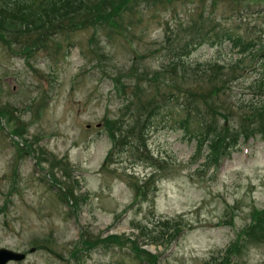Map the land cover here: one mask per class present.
<instances>
[{
	"label": "rangeland",
	"instance_id": "1",
	"mask_svg": "<svg viewBox=\"0 0 264 264\" xmlns=\"http://www.w3.org/2000/svg\"><path fill=\"white\" fill-rule=\"evenodd\" d=\"M75 8L29 33L0 27V248L27 254L9 264H264L262 51L186 46L194 20L264 42V0ZM161 103L253 135L215 166L181 130L142 127Z\"/></svg>",
	"mask_w": 264,
	"mask_h": 264
},
{
	"label": "trees",
	"instance_id": "2",
	"mask_svg": "<svg viewBox=\"0 0 264 264\" xmlns=\"http://www.w3.org/2000/svg\"><path fill=\"white\" fill-rule=\"evenodd\" d=\"M4 4L0 7V27L6 31L14 33H21L42 29L47 23L58 20L68 15V12L77 10L75 6H82L83 0L79 3V0H43L40 5H35V0H2ZM110 18L117 15L114 9L110 12ZM204 12H201L204 17ZM208 16V15H207ZM185 18V17H184ZM193 19L192 17H186V20ZM189 35L190 40L186 43L188 47L193 50L203 42L213 44L216 39L220 42L228 41L231 43V47L237 48L243 51H250L255 54L256 52H264V42H258L253 38L245 40L244 36L236 35L233 29H222L217 26L209 27L203 23L197 24L194 21L190 23ZM47 32V30H43ZM192 43V44H190ZM261 71L264 70V57L260 60ZM254 85L258 86V91H255L253 95L257 97L253 98L250 103L256 107V111H261L264 108V100L261 96L264 94V75L260 76L254 81ZM184 111L171 110L168 106L161 103L154 105L144 118L143 128L148 131L152 130L155 126L170 127L179 129L185 135L186 139L194 140L196 144L197 152H205L203 155L206 157L207 162L212 164L218 163L219 159L225 155H228L239 144L242 135L238 138L235 135L224 136V132L218 130L216 127L205 129L203 124H206L204 119H199L195 122L190 119V115L183 114ZM204 128V129H203ZM253 134L264 135V123L262 126L254 129ZM252 132L244 136V139H249V136L253 135ZM245 141V140H244ZM139 231L143 233L145 240L149 242L158 241L161 239L166 240L172 233L165 235L164 227L159 231H150L148 227H139Z\"/></svg>",
	"mask_w": 264,
	"mask_h": 264
},
{
	"label": "water",
	"instance_id": "3",
	"mask_svg": "<svg viewBox=\"0 0 264 264\" xmlns=\"http://www.w3.org/2000/svg\"><path fill=\"white\" fill-rule=\"evenodd\" d=\"M34 250V249H32ZM25 258L24 253L15 252L8 248H0V264H6L10 260H22Z\"/></svg>",
	"mask_w": 264,
	"mask_h": 264
}]
</instances>
